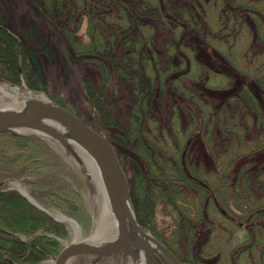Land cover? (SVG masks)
Here are the masks:
<instances>
[{
  "label": "trees",
  "instance_id": "16d2710c",
  "mask_svg": "<svg viewBox=\"0 0 264 264\" xmlns=\"http://www.w3.org/2000/svg\"><path fill=\"white\" fill-rule=\"evenodd\" d=\"M205 1L207 0H179L176 3L174 0H30L31 4L39 8L68 40L71 55L92 60L98 66L104 80L108 79L111 67L122 79L129 81L130 85L138 90L135 93L138 102L135 106L136 117L131 122L133 127L128 130L123 125L118 126L124 133L120 134L122 138L119 141L114 140L108 134L107 127L102 124L99 128L91 125L111 142L124 170L121 153L115 143L125 147L130 146V139H134L136 143L132 155L134 159L139 158V161L141 159L144 167L133 172L134 175L129 176L127 180L137 222L149 229L182 264H264L262 253L264 236L257 230H261L264 235V227L255 224L256 219L264 215V201H260V198L264 197V184L262 193L256 194L247 173L243 174V169L248 165H244L235 173L231 171L236 159L263 147L264 142L243 140L244 128L240 126V116H225L222 109L219 113L223 115L219 122V130L221 135L227 132L230 134L231 143L226 152L216 157V176L211 178L200 173L191 162H188L185 152L190 143L189 137L182 142L181 148L180 144L178 147L171 139L165 137L167 143L163 146L160 137L148 134L142 123L150 116V109L143 105L155 81L148 67L152 66L154 74L162 73L159 59L151 55L149 58L148 54L156 53L152 47L155 39L153 34L155 20L151 19H156L160 25L168 22L175 24L179 20L178 25L181 26L182 33H195L206 39L224 60L234 62L236 65L235 60L243 57L244 53L243 50L236 48V41L241 36H246L243 38L248 44L244 56L252 54L250 44L254 40L262 46L258 52L264 54V0H218L220 20L218 27L205 23ZM74 9L80 11V17L76 26L72 28L69 23L71 10ZM143 15L151 19L142 20ZM168 15L175 19L171 20ZM81 17L86 19L87 40H82L73 33L79 29ZM2 21L3 13L0 7V77L12 80L19 74L25 75L26 78L35 76L37 68L34 60H30L33 52L28 44L32 43V39L37 41V38L27 32L22 36L16 35ZM129 36L132 37L133 49L127 50L115 60L112 53L113 44L118 39L126 43ZM32 56L33 59L34 56L37 57L34 54ZM258 62L253 61L245 67L243 65L236 67L242 74L252 78L258 88L256 92L250 89L241 90L239 97L260 116L264 106V59ZM210 72L212 71H207L208 76ZM217 73L221 75L217 82L208 84L209 77L206 75L202 81L203 85L224 91L228 87L229 73L226 70ZM88 85L90 88L86 89L90 104L99 106L100 87ZM191 95L190 100H194L196 96L192 93ZM207 108L210 106H206ZM196 109L201 123L197 117H192L190 110H185L186 118L193 119V123L187 120L188 127L184 128L185 137L190 136L195 128H198V131L206 128L207 138L214 136V125L211 120L215 113L211 110L205 111L204 106H196ZM179 113V110L173 112L176 123ZM160 131L162 132V128ZM16 138L21 139L19 136ZM207 142L212 146L214 144L213 141ZM178 148L181 151H178ZM232 173L234 175H231ZM230 176L234 178L230 179ZM208 202L222 226L214 220L213 212L211 217L208 215L206 205ZM229 204H234L233 208L238 212L233 211ZM158 208L170 216L172 213L173 217V221L163 227V230L158 229L155 220ZM245 218L247 221H242ZM43 221H48L50 226L57 230L56 223L16 190H0V264H38L37 262L47 254L54 252L55 243L51 239L42 240L41 236L32 234L33 237L27 240L18 235V232L31 233ZM223 224L226 226L223 227ZM201 229H206L207 235L202 241L197 242V234ZM235 230H239L240 234L232 241ZM217 235H221L222 240L218 246L211 247L210 242ZM154 264L172 262L159 254L155 257Z\"/></svg>",
  "mask_w": 264,
  "mask_h": 264
},
{
  "label": "rangeland",
  "instance_id": "374dc122",
  "mask_svg": "<svg viewBox=\"0 0 264 264\" xmlns=\"http://www.w3.org/2000/svg\"><path fill=\"white\" fill-rule=\"evenodd\" d=\"M176 1L179 0H174V3ZM217 3L218 0H207L204 3L205 23L212 27H218L220 22ZM0 4L4 25L10 27L16 35L22 36L27 32L30 36L37 38V41L32 39V43L28 41V47L33 52L30 60H34L37 68L36 75L26 78L25 75L19 74L12 80L0 77V85L15 90L18 95L21 92L16 88L28 89L29 92H25L24 95H30V99L54 102L64 106L92 126L99 128L102 124L107 127L108 134L114 140L119 141L124 133L118 126L123 125L128 130L133 127L131 122L136 117L135 106L138 104L135 94L138 91L136 87L130 85L126 79H122L111 67L108 79L104 80L98 66L92 60L75 54L71 55L68 40L57 27L51 24L39 8L31 4L30 0H0ZM79 17V10H71L69 24L72 28L76 26ZM147 18L151 19L145 15L141 17L142 20H147ZM169 18L175 19L173 16H169ZM151 20H155L153 29L155 39L152 42V47L156 53L149 52L148 54L149 58L156 56L159 59L162 73L154 74V71L151 70L152 66L148 67L151 77L155 81L149 94L144 96L143 106H148L149 114L152 117L149 116L148 119L143 120V127L148 134L154 135L156 138L160 137V143L163 146L167 143L165 137L171 139L178 147L180 144V148L182 142L184 143L185 139L189 137L190 143L186 148L187 152H185L188 162H191L200 173L212 178L214 175L216 176V157L226 152L231 143L230 134L227 132L221 135L219 130L222 115L219 113L222 109L225 116H240V126L244 128L243 140L256 143L264 142V106H262V113L258 116L239 97L241 90L250 89L256 92L258 88L252 78L242 74L236 67L237 65L245 67L253 61L260 63L264 59V54L258 52L262 46L255 40L251 41L252 54L244 56L245 47L248 45L246 36L239 37L236 41V48L243 50L244 53L243 57L240 56L235 60L236 65L234 62L230 63L224 60L206 39L195 33H182V28L178 25L179 20L175 24L168 22L164 25H160L156 19ZM85 28L86 19L81 17L79 29L73 33L79 38L81 37L82 40H87ZM131 38L129 36L126 43L122 39H118L113 44L112 53L115 60L124 55L127 50L133 49ZM224 48H227L226 45ZM33 54L37 56H34V59ZM208 70L212 71L209 76L207 75ZM220 70H226L229 73L226 90L218 91L203 85L202 81L206 75L209 77L208 84L217 82L221 78L219 72L217 73ZM88 84L100 87L99 106L90 104L86 89L90 88ZM176 88L183 93H180ZM191 93L196 96L194 100L189 98ZM6 102H8V98L0 93V109ZM196 106H204L205 111L210 112L211 110L215 113L211 120L214 125V136L207 138L206 128L200 131L195 128L190 136L185 137L184 128L188 127L187 120H191L193 123L192 118H186L185 110H190L192 117H197L201 123ZM206 106H210L211 109H206ZM174 110L180 112L178 125L173 116ZM224 119L226 121L225 117ZM116 124L118 125L116 126ZM16 136L21 139L18 140ZM207 141H213V146L209 145ZM115 145L121 153L126 179L134 175L133 172L139 170L140 167H144L141 159L139 161V158H133V146L136 145L134 139H130L129 147L120 143H115ZM180 148L177 150L181 151ZM244 165L248 166L243 169V174L246 172L250 182L252 181L254 192L261 194L262 184H264V146L236 159L231 166V171L235 173ZM233 178L230 176V179ZM0 188L16 190L36 209L42 211L56 223L57 230L50 226L48 221H43L29 234L18 232L22 239L29 240L33 234L41 236L42 240L47 238L54 241V252L47 254L37 262L38 264H54L60 250L71 244H105L112 240L110 228L106 227V231H104V226L100 221L103 196L97 179L85 170L78 156L70 150V147L57 137L46 133L0 131ZM190 191L194 192V190ZM24 194L41 208L29 201ZM260 201H264V197L260 198ZM206 205L208 215L211 217L213 212L214 220L219 224L220 219L209 202ZM228 206L232 209L235 205L229 204ZM232 210L235 211L234 208ZM155 220L158 229L163 230V227L173 221L172 213L170 216L158 208ZM242 221L246 222L247 218ZM255 222L259 227H264V215H261ZM224 226L226 224H223ZM257 230L264 236L261 230ZM148 231L150 232L149 229ZM239 234L240 231L235 230L232 241ZM206 235V229H201L197 234V242L202 241ZM221 240V235L215 236L211 240L210 246H218ZM129 246L101 256L95 264H130L132 255L129 253ZM262 253L264 254V246ZM159 254L163 255L161 252H156L155 257ZM92 259L93 255L78 253L69 257L65 264H92ZM213 260L214 257L211 258V262Z\"/></svg>",
  "mask_w": 264,
  "mask_h": 264
},
{
  "label": "water",
  "instance_id": "95a60500",
  "mask_svg": "<svg viewBox=\"0 0 264 264\" xmlns=\"http://www.w3.org/2000/svg\"><path fill=\"white\" fill-rule=\"evenodd\" d=\"M31 104L12 110L0 109V131L18 133L14 130L18 128L29 131L24 133H46L66 143L58 133L59 125H63L70 130L75 139L80 138L85 143L84 146L91 152L94 164L104 176L105 185L109 190L113 204L118 205L117 202H119L115 238L105 244H71L66 246L57 254L54 264H65L69 257L78 253L93 255L91 263L95 264L101 256L125 249L127 245L144 246L148 251L147 264H154L156 252H161L172 264H182L167 246L137 222L123 167L106 136L64 106L47 101H32ZM24 196L40 207L27 195L24 194ZM126 203L132 212L131 215L128 214L129 219L133 221L136 231L140 235L146 236L148 241L130 239L126 235Z\"/></svg>",
  "mask_w": 264,
  "mask_h": 264
},
{
  "label": "bare ground",
  "instance_id": "6f19581e",
  "mask_svg": "<svg viewBox=\"0 0 264 264\" xmlns=\"http://www.w3.org/2000/svg\"><path fill=\"white\" fill-rule=\"evenodd\" d=\"M17 91L21 92V94H17L15 90L6 88L0 85V93L8 98V102L5 103L2 109L4 110H12L22 108L25 105H29L34 101V99H30V95H24L25 92H29L28 89L24 88H16ZM32 105V104H31ZM14 130L18 132H29L28 130L18 129L15 128ZM58 133L60 136L65 140L66 144L70 147V150L78 156L81 164L85 168V170L91 174L92 177L97 179L98 184L101 188L102 193V203H101V212H100V221L104 226V231L106 227L110 228L111 238L116 237L117 233V223H118V214L117 209L118 205L113 204L112 199L110 197L109 190L105 185V179L101 172L98 170L96 165L94 164V159L92 158L91 152L84 146L80 138L75 139V137L71 134L70 130L64 127L63 125H59ZM115 205V206H114ZM126 224H125V232L128 238L134 240H145L146 236L140 235L134 226V223L131 219H129L128 214L131 215V209L126 203ZM98 236V235H96ZM100 236V235H99ZM129 253L132 255V260L130 264H147L148 261V251L145 249L144 246L140 245H130L129 246Z\"/></svg>",
  "mask_w": 264,
  "mask_h": 264
},
{
  "label": "flooded vegetation",
  "instance_id": "af4514ba",
  "mask_svg": "<svg viewBox=\"0 0 264 264\" xmlns=\"http://www.w3.org/2000/svg\"><path fill=\"white\" fill-rule=\"evenodd\" d=\"M0 190H4V189H1V188H0Z\"/></svg>",
  "mask_w": 264,
  "mask_h": 264
}]
</instances>
